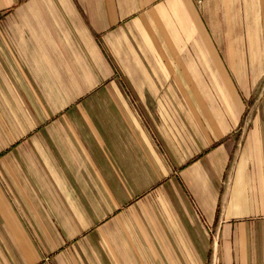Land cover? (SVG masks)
Returning a JSON list of instances; mask_svg holds the SVG:
<instances>
[{
	"label": "crops",
	"instance_id": "1",
	"mask_svg": "<svg viewBox=\"0 0 264 264\" xmlns=\"http://www.w3.org/2000/svg\"><path fill=\"white\" fill-rule=\"evenodd\" d=\"M264 0H0V264H264Z\"/></svg>",
	"mask_w": 264,
	"mask_h": 264
},
{
	"label": "rangeland",
	"instance_id": "2",
	"mask_svg": "<svg viewBox=\"0 0 264 264\" xmlns=\"http://www.w3.org/2000/svg\"><path fill=\"white\" fill-rule=\"evenodd\" d=\"M263 80H264V74H263V76L260 78V81H259V83H258V87H257V95L258 94H261L262 93V91H263V89H262V85H263Z\"/></svg>",
	"mask_w": 264,
	"mask_h": 264
}]
</instances>
